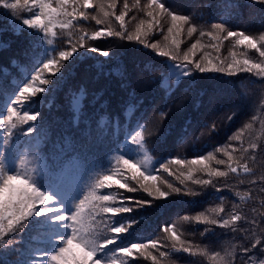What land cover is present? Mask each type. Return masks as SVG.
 Returning a JSON list of instances; mask_svg holds the SVG:
<instances>
[{
	"label": "snow or ice",
	"instance_id": "obj_1",
	"mask_svg": "<svg viewBox=\"0 0 264 264\" xmlns=\"http://www.w3.org/2000/svg\"><path fill=\"white\" fill-rule=\"evenodd\" d=\"M93 6L95 14L88 11ZM0 9L8 13L0 17V35L10 33L16 38L0 44V104L5 106L0 132L5 148L18 134L34 136L41 114L25 105L37 93L59 88L77 53L95 54L93 82L116 83L123 93L118 116L107 111L89 115L87 105L102 92L90 91L84 84L68 88L64 102L74 114L73 126L84 124L80 135L49 132L31 145L30 153L25 152L17 172L0 169V248L5 249L0 264H23V257L9 247L18 243L11 236L22 232L34 216L54 217L53 222L70 233L59 241L48 264H177L173 257L178 253L207 256L209 264H264V136L245 141L256 119L264 129V118L255 117L257 108L264 113V0H178L175 4L133 0L131 5L124 0L120 6L117 0H98L95 5L93 0H0ZM133 11L131 19L138 21L134 30L125 19ZM245 11L249 24L259 21L257 30H250L249 24L229 23L233 16L243 18ZM89 20L97 25L91 32L82 26L78 33L74 31ZM116 22L118 27L113 28ZM57 28L65 39L57 46L58 54L46 58L36 34L43 33L45 43L51 45ZM185 32L195 37L186 50L178 40ZM204 37L210 38L207 44L202 43ZM15 40L27 41V46L22 54L7 55ZM226 40L233 43L230 59L219 55ZM127 45H138L145 57L129 66L118 56ZM249 50L256 55H248ZM198 77L227 78L232 91L198 89ZM146 93L155 98L148 108L144 107ZM244 106L247 112L241 116ZM233 122L242 125L241 132L231 137L238 142L235 147L213 144L207 155L203 151H193L194 159L181 155L189 145L216 141V134ZM102 143L115 145L113 165L97 175L73 212L65 214L63 207L53 206L51 198L31 182L33 172L43 166L71 186L76 173L93 162L92 150ZM167 144L176 151L150 169L153 161L160 160L158 147ZM130 150L138 158H129ZM165 173L174 176L175 183L160 181ZM240 185L245 187L243 192L237 190ZM209 188L219 194L215 207L166 222L143 240L131 238L129 230L139 222L135 217L123 224L115 219L161 199L197 197ZM229 194L234 197L230 207ZM184 221L202 226L194 230L200 243L180 231ZM39 223L43 227L44 222ZM208 234L215 235V243ZM189 264L204 261L192 259Z\"/></svg>",
	"mask_w": 264,
	"mask_h": 264
},
{
	"label": "trees",
	"instance_id": "obj_2",
	"mask_svg": "<svg viewBox=\"0 0 264 264\" xmlns=\"http://www.w3.org/2000/svg\"><path fill=\"white\" fill-rule=\"evenodd\" d=\"M98 0H93V5H95ZM105 3L108 0H104ZM131 5L133 0H127ZM146 0H141V3H145ZM170 4H175L178 0H168ZM124 3V0H117V5L120 6ZM71 10V5L68 6ZM186 11L190 9L186 8ZM38 11V9L36 10ZM90 13L95 14L97 9L93 6L88 9ZM134 11L130 12L128 16L125 17L127 26L134 30V27L138 21L132 20L131 17L134 15ZM8 13L4 9H0V17H6ZM22 15H30L28 12H23ZM215 17V12H213ZM63 19V18H61ZM10 22V21H9ZM229 23L233 27H240L243 24H249V17L247 11H245L244 17L233 16L229 19ZM83 27L87 31L91 32L97 27L94 20L82 21L80 25L74 30L79 32L80 27ZM113 28L118 27V22L112 25ZM260 27L259 21L249 24L250 30H257ZM237 30H240L239 28ZM25 31H30L25 29ZM57 32V38L54 43L48 45L44 41L43 33H37L38 37L37 43L39 44V51L45 55L46 58H51L58 54L57 46H60V40L65 39L60 35V29H54ZM9 39H16L10 33H5L0 35V44L7 42ZM209 37H204L202 39L203 44H207ZM178 40L180 41L181 48L187 49L191 43L195 42V37H189L186 32L182 33ZM27 46V41L15 40L11 50L7 55H17L22 54L23 49ZM233 49V43L231 40L224 41L223 47L219 55L222 58L231 57V51ZM208 53H212V49H207ZM240 52H244L245 49L240 48ZM3 54V53H0ZM198 55L202 53L198 52ZM248 55L255 56L254 50H249ZM145 51L138 45H127L122 50L118 51V56L124 61L128 62L129 66L135 62L142 60L145 57ZM104 59V58H100ZM96 63V57L93 53H88L84 55L82 53H77L72 57L68 63V73L65 76L63 84L54 90L46 93H37L34 100L25 105V109L31 111H39L41 118L37 122L36 132L32 138H26L23 135L18 134L11 142V147L5 148L3 145L4 134L0 132V169L7 172V174H14L19 170V163L22 157H24L25 152H31V145L40 143L41 138L46 136L49 132L53 135H62L68 132L74 136H79L81 130L84 128V124L81 123L79 127H74L73 113L69 112L65 102L64 93L68 88H75L80 84H84L90 91L97 93L102 92L99 99L95 103H90L87 105V112L89 115L93 113L103 114L105 111L109 113L110 116L115 117L120 113V105L123 102V93L121 92L119 86L116 83H108L106 81L93 82L92 76L93 72L91 66ZM46 74H51L46 72ZM227 78H203L198 77L196 80V87L200 88H219L226 92H230L228 85L226 83ZM22 86V85H21ZM91 100L92 97L89 96ZM155 102V98L150 94L146 93L144 98V107L148 108L152 103ZM11 104V100H8V105ZM105 105L104 108L101 105ZM5 106L0 104V118L4 116ZM247 106H244L241 112V116L246 114ZM255 117L264 118V113H261L260 109L257 108L255 111ZM242 125L238 122L235 125L233 122L229 129L223 128L219 133L216 134V141L212 143H203L195 146L189 145L186 147L181 155L187 159L196 158L192 153L193 151H203L205 155L212 151V145L215 147H223L228 145L229 147H235L238 142L232 141L231 137L236 133L241 132ZM261 137L264 136V129H262L259 119H256L253 129L245 134V141L249 137ZM123 143V141H121ZM160 160L153 161L150 165V169H155L159 167V164L167 158L168 153H174L176 148L173 144H167L159 146ZM116 147L112 143L100 144L92 150V156L94 158L93 162L86 163L83 168H81L76 175L71 186L63 182L57 173L52 172L43 166L36 169L33 172L34 179L31 181L34 186L39 190L44 191L51 198L53 206L63 207L65 214H69L75 210V205L79 203L80 199L86 194L88 190L94 184L96 177L99 173L106 172L109 170L113 161L111 156L115 153ZM126 155L129 158H138L134 151H127ZM217 158H221L220 153H216ZM155 157H153V160ZM214 165V162H213ZM29 167L31 165H28ZM215 166V165H214ZM222 167V166H220ZM259 167V165H258ZM200 173H197L199 175ZM130 175V173H129ZM115 179V178H114ZM167 180L169 182L175 183L174 176H168L166 173L160 178V181ZM158 181V183L160 182ZM234 184H238V181H232ZM118 185L114 184V189ZM164 185L161 183V187ZM237 190L243 192L245 187L240 185ZM123 191V190H121ZM137 195H142L137 194ZM219 194L213 189L209 188L202 192L197 197H187V196H174L169 197L166 200H158L151 206H145L143 208L137 209L131 214H125L124 216L116 217V221L123 223H130L131 217H135L139 222L134 226V229H130L131 238L135 240H143L154 236L159 227L171 220H179L180 217L184 215L195 216L200 212L216 206L214 198L218 197ZM234 197L229 194L226 198V204L230 207L231 200ZM179 214V215H178ZM39 221H43L44 225L41 227ZM54 217H32L27 222L22 232L15 233L11 236V239L17 241L18 243L10 245L19 256L23 257V264H48V258L51 254L55 253L60 244L59 241L69 235V230L55 223ZM180 231L184 232L185 236L194 243H200V238L197 233H195V228L202 230V226L197 225L194 221L188 222L184 221L180 224ZM209 239L215 243L216 237L214 234H208ZM209 239L205 240V244L209 242ZM203 247V245H202ZM5 249L0 248V253H4ZM3 256H0L2 259ZM174 259L177 260V264H189L192 259H203L204 264H209V259L207 256L204 257H188L185 254L178 253L174 254ZM142 259V258H141ZM143 264H148L144 261Z\"/></svg>",
	"mask_w": 264,
	"mask_h": 264
}]
</instances>
